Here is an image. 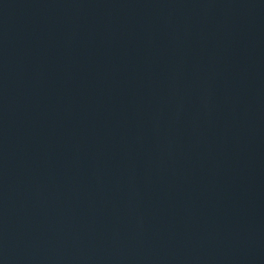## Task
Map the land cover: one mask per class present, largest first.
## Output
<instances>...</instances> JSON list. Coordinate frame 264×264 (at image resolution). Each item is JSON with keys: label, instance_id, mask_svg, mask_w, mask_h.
Instances as JSON below:
<instances>
[{"label": "water", "instance_id": "obj_1", "mask_svg": "<svg viewBox=\"0 0 264 264\" xmlns=\"http://www.w3.org/2000/svg\"><path fill=\"white\" fill-rule=\"evenodd\" d=\"M0 264H264V0H0Z\"/></svg>", "mask_w": 264, "mask_h": 264}]
</instances>
